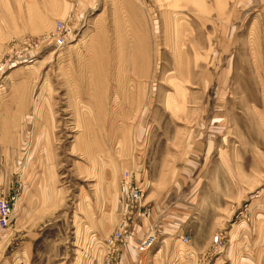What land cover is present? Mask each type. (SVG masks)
Listing matches in <instances>:
<instances>
[{
    "label": "rangeland",
    "instance_id": "374dc122",
    "mask_svg": "<svg viewBox=\"0 0 264 264\" xmlns=\"http://www.w3.org/2000/svg\"><path fill=\"white\" fill-rule=\"evenodd\" d=\"M3 195L0 264H264V0H0Z\"/></svg>",
    "mask_w": 264,
    "mask_h": 264
},
{
    "label": "built area",
    "instance_id": "2783aa9c",
    "mask_svg": "<svg viewBox=\"0 0 264 264\" xmlns=\"http://www.w3.org/2000/svg\"><path fill=\"white\" fill-rule=\"evenodd\" d=\"M63 23H57V29L61 32L63 29ZM59 46H62L64 42L58 39ZM122 189L123 195L121 199V206L123 215L120 219L118 230L115 232L113 238L109 240L111 244H114L120 238H123L131 234V220L133 219H150L152 216V208L148 206L144 200V189L138 184L133 182V176L127 172L122 178ZM16 206L15 196H0V228L5 229L11 225L13 212ZM150 231V232H149ZM146 235L141 239L137 240V252L140 255L149 253L156 245L158 241L157 230L151 226ZM182 242L184 244L189 243L188 237H183ZM220 239L216 238V242Z\"/></svg>",
    "mask_w": 264,
    "mask_h": 264
},
{
    "label": "crops",
    "instance_id": "0c3cea01",
    "mask_svg": "<svg viewBox=\"0 0 264 264\" xmlns=\"http://www.w3.org/2000/svg\"><path fill=\"white\" fill-rule=\"evenodd\" d=\"M129 258H131V257H129ZM127 259L128 260V262L130 261L131 263H129V264H133V262H132V260L131 259Z\"/></svg>",
    "mask_w": 264,
    "mask_h": 264
}]
</instances>
